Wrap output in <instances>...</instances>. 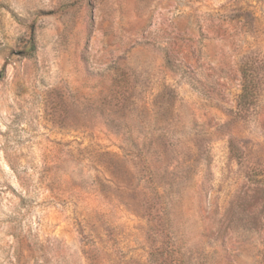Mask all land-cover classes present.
<instances>
[{"label": "rangeland", "instance_id": "obj_1", "mask_svg": "<svg viewBox=\"0 0 264 264\" xmlns=\"http://www.w3.org/2000/svg\"><path fill=\"white\" fill-rule=\"evenodd\" d=\"M0 264H264V0H0Z\"/></svg>", "mask_w": 264, "mask_h": 264}]
</instances>
